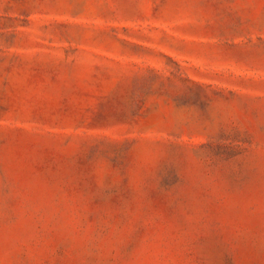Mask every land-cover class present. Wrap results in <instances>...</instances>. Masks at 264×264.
<instances>
[{
  "label": "rangeland",
  "instance_id": "1",
  "mask_svg": "<svg viewBox=\"0 0 264 264\" xmlns=\"http://www.w3.org/2000/svg\"><path fill=\"white\" fill-rule=\"evenodd\" d=\"M0 264H264V0H0Z\"/></svg>",
  "mask_w": 264,
  "mask_h": 264
}]
</instances>
